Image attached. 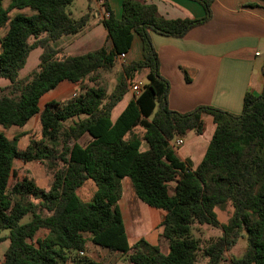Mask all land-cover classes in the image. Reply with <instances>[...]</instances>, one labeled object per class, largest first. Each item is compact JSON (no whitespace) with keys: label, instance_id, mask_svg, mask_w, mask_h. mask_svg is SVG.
<instances>
[{"label":"trees","instance_id":"16d2710c","mask_svg":"<svg viewBox=\"0 0 264 264\" xmlns=\"http://www.w3.org/2000/svg\"><path fill=\"white\" fill-rule=\"evenodd\" d=\"M204 9L201 18L166 19L155 5L123 0L116 18L107 3L102 24L112 47L67 55L53 43L76 34L88 23L90 8L78 19L68 15L72 0H0V127H23L38 114L39 139L24 149L0 132V242L7 240L0 264H101L78 252L87 243L118 252L129 264H195L200 251L193 225L221 231L202 249L206 264H264V83L261 92H246L240 113L201 105L187 112L168 107L169 82L159 70L151 33L182 37L211 17L213 0H194ZM29 10L31 15L12 14ZM133 34L142 42V58L119 64L121 73L108 93L102 72L111 71L115 56L127 53ZM34 48L40 49L36 70L18 78ZM264 79V61L261 66ZM146 83L132 94L116 118L113 108L128 92L135 77ZM77 83L75 95L51 101L40 110L39 98L60 82ZM203 115L215 128L204 155L192 167L176 154L171 142L193 130L201 134ZM84 135L90 140L82 145ZM142 143L147 145L141 149ZM37 161L51 174L47 189L28 176L17 179L15 162ZM129 179L134 194L149 207L164 210L159 245L141 237L129 244L118 201L121 181ZM12 179V181H10ZM91 180L89 202L77 190ZM231 205L227 222L216 208ZM30 214L25 223L21 219ZM245 233L243 254L226 252Z\"/></svg>","mask_w":264,"mask_h":264},{"label":"crops","instance_id":"0c3cea01","mask_svg":"<svg viewBox=\"0 0 264 264\" xmlns=\"http://www.w3.org/2000/svg\"><path fill=\"white\" fill-rule=\"evenodd\" d=\"M104 1L113 15L120 18L123 0ZM134 1L155 5L158 14L166 19H197L204 15L203 7L194 0ZM82 4L85 8L83 14L87 12L88 7L90 8V17L86 26L76 34L61 36L52 44L54 48L61 49L67 55H81L102 47L107 49L112 47L102 24L107 12H103L100 3L96 0H84ZM210 9L209 20L192 27L182 37L151 33V41L159 58L160 73L169 82L167 100L171 110L187 112L197 106L208 105L231 113H240L244 94L250 92L258 95L263 88L261 66L264 61V0H213ZM15 13L31 15L33 12L14 10L12 14ZM0 32L1 39L6 33V27H1ZM142 54L140 37L133 34L131 47L126 53L127 63L140 60ZM77 88V83L60 82L39 98V109L41 110L51 101L69 99ZM128 100L122 99L119 102L121 105L117 106L118 103L113 108L112 119L117 117ZM31 121L34 126L37 125L38 114L21 127L24 130L21 132L25 133L24 137L27 136V132L23 128ZM203 121L204 129L201 134L190 130L181 137L180 146H173L177 156L192 167L197 166L201 161L215 128L209 115H203ZM4 131L5 129L0 127V132ZM146 148L147 145L142 143L141 149ZM125 179L121 181V185ZM128 198L129 192L124 194L122 191L118 206L128 242L132 244L144 237L145 233L130 234L127 226V221L130 220L129 210H131ZM164 214V210L148 207L146 216L149 219L150 229L158 228ZM86 245L84 255L92 261L107 264L102 258L109 256L110 260L113 255L121 258L118 261L112 259L108 264H129L126 257L118 252L109 251L92 243ZM123 259L126 261L123 262Z\"/></svg>","mask_w":264,"mask_h":264},{"label":"rangeland","instance_id":"374dc122","mask_svg":"<svg viewBox=\"0 0 264 264\" xmlns=\"http://www.w3.org/2000/svg\"><path fill=\"white\" fill-rule=\"evenodd\" d=\"M84 0H72L71 4L67 7V12L70 18L76 19L79 18L84 12L85 8L83 6ZM1 33V32H0ZM40 54L39 48H34L30 50L24 66L20 69L18 78L23 79L36 70V66L38 63V56ZM121 73V68L118 63L115 64L113 70L109 72H102V80L105 84L106 90L108 93H110ZM25 76V77H24ZM136 81H139L141 83V86L146 83L145 76L143 74H140L139 76L135 77ZM8 79L0 78V85L8 84ZM76 91V90H75ZM132 92L130 90V86L128 88V92L123 96V101H126L130 99L132 96ZM121 103H119L117 106H120ZM208 128V127H207ZM2 129V128H1ZM27 136H21L17 142V146L20 149H24L29 141L31 140H38L39 139V125L33 124V121L29 122V125L25 128ZM22 130V128L18 127H11L10 129L5 130V134L8 138L12 139L15 135L19 134ZM90 140V137L88 135H84L81 139H79V142L82 145H85ZM15 167L17 171V179L22 178L23 176H28L32 178L37 186L40 188L47 189L49 186V183L52 179L51 174L48 173L40 162L33 161V162H27L23 163L21 161L15 162ZM12 181V179L10 180ZM95 190V185L91 180L86 181L80 188L77 190V195L80 197L81 200L84 202H89L91 200L92 194ZM122 191L125 194L127 191L129 192V198H128V205L130 206L129 214H130V220L127 221V226L130 230V234L137 235V234H144L145 240H147L150 244L153 245H159L161 251L166 252L167 244L166 242L161 238L160 236V227L156 229H150V223L149 219L146 216V211L148 209V205L143 203L140 199L136 197L134 194L132 185L129 181V179H125V181L122 183ZM233 212V208L231 205H226L223 209L216 208L215 214L217 216V219L220 222H227L230 218L231 214ZM31 218L30 214L25 215L21 219V223H25L29 221ZM193 235L199 240L200 245V251L197 254V260L195 264H206L208 259L203 255L202 249L207 246L210 242L214 241L217 237L220 236L221 231L217 228L208 226V225H193ZM7 231H1L0 236H6ZM5 242V245L3 242ZM0 242V255L3 250L6 249L8 245V241L4 240ZM88 244H91L88 242ZM4 245V246H3ZM247 245L246 236L245 233L242 237L237 239L236 244L230 249V251L226 252L225 257L231 258V257H240L243 252L245 251ZM112 256V257H111ZM111 259L109 260L108 257H103L102 261L108 263H111L112 259H116L118 261V256L111 255ZM118 257V258H117ZM123 262L126 261V259L122 260Z\"/></svg>","mask_w":264,"mask_h":264},{"label":"built area","instance_id":"2783aa9c","mask_svg":"<svg viewBox=\"0 0 264 264\" xmlns=\"http://www.w3.org/2000/svg\"><path fill=\"white\" fill-rule=\"evenodd\" d=\"M97 2H99L101 4L102 0H96ZM107 15V13H106ZM257 54V53H256ZM115 61L116 63L118 64H126L127 61H126V53H120V54H117L115 56ZM143 86V85H142ZM141 83L139 81H136L134 80L131 84H130V90L133 94H137L140 92L141 88ZM75 95L74 92L72 93V96ZM182 144V139L180 137L178 138H175V140L173 141V144L171 142V145L174 146V147H178ZM78 255L79 256H84V252L82 251H79L78 252Z\"/></svg>","mask_w":264,"mask_h":264}]
</instances>
